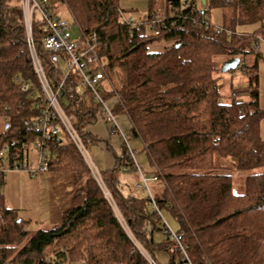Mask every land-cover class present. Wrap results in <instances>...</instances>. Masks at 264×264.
<instances>
[{
	"label": "trees",
	"instance_id": "1",
	"mask_svg": "<svg viewBox=\"0 0 264 264\" xmlns=\"http://www.w3.org/2000/svg\"><path fill=\"white\" fill-rule=\"evenodd\" d=\"M59 1L81 32L97 35L106 69L117 76L114 87L120 100L113 113L127 116L131 127L126 138L142 142L160 183L158 191L138 197L123 194L112 175L104 178L136 242L157 264L155 248L170 254L166 264H184L181 250L171 248L164 211L175 222L171 229L193 264H264V139L259 130L264 110L258 102L257 30L246 33L240 28L263 26L264 0H206L209 15L213 9L220 11V29L181 23L175 12H185L186 5L180 0H164L163 6L148 0L146 14L162 9L167 21H176L167 22L158 36L146 34L144 23L122 22L118 0ZM33 35L53 83L60 69L42 46L39 19ZM161 39L169 44L160 51L148 50ZM250 55L254 60L248 63ZM233 57L240 59L247 84L231 87V101L224 103L216 74ZM75 78L71 74L66 80L62 106L89 147L99 138L85 127L95 122L100 105L88 90L79 92ZM240 94L247 99L238 98ZM111 96V90L103 92L105 99ZM39 99L19 0H0V147L11 141L22 147L35 139ZM46 154L51 160L47 172L72 173L71 203L59 222L29 231L0 200V264H149L64 133L46 143ZM115 160V170L139 169L125 145ZM222 169L226 172L219 173ZM231 170L245 171L240 193L233 191Z\"/></svg>",
	"mask_w": 264,
	"mask_h": 264
},
{
	"label": "built area",
	"instance_id": "2",
	"mask_svg": "<svg viewBox=\"0 0 264 264\" xmlns=\"http://www.w3.org/2000/svg\"><path fill=\"white\" fill-rule=\"evenodd\" d=\"M49 0H19L22 12V24L24 29L25 43L28 53L39 81L41 109L38 117L33 121L36 129L35 139L29 144L19 147L14 141L3 144L0 147V188L6 174L11 172L25 173L30 177L44 174L48 170L51 161L47 158L46 143L53 141L61 133H64L68 140L75 146L83 161L90 170L92 177L99 185L104 197L113 208L118 220L126 227L111 194L101 178L95 164L93 163L87 147L83 143L77 128L73 125L70 117L62 106L63 89L66 80L74 74L78 84L90 92L94 102L100 105V118L104 122L106 131L110 135L119 137L125 145L128 154L133 158V150L130 148L125 132L117 124L116 115L113 113L114 104L120 98L114 85L111 82L109 73L106 69L104 58L98 52V39L95 33L85 34L80 31L79 37L72 38L70 34V23L65 18L55 15L48 5ZM185 12H175L176 19L181 23L187 21L192 25L220 26L212 23L206 0H195L191 4L186 0ZM174 12V11H173ZM171 14V13H169ZM165 10L158 9L151 14H144L140 21H134L120 13V20L128 25L144 23L152 35H160L163 28L175 24V20H169ZM35 19H39L42 24V46L50 52V63L60 69V73L55 82H50L48 74L39 60L38 50L33 35ZM230 33L229 31H226ZM257 38V37H256ZM256 41V40H255ZM256 43H254V47ZM111 90L112 96L109 99L103 97L104 91ZM5 121V120H4ZM139 171V169H138ZM158 181L156 175L146 177L140 173L139 188L150 191L149 182ZM150 194V192H149ZM151 197V196H150ZM154 205L153 200L151 199ZM165 223V221H164ZM166 224V223H165ZM170 238L173 240L171 248L181 250L185 259L184 264H193L185 248L180 243L177 234L166 224ZM135 242L140 253L145 257L149 264H157L147 252L131 237Z\"/></svg>",
	"mask_w": 264,
	"mask_h": 264
},
{
	"label": "rangeland",
	"instance_id": "3",
	"mask_svg": "<svg viewBox=\"0 0 264 264\" xmlns=\"http://www.w3.org/2000/svg\"><path fill=\"white\" fill-rule=\"evenodd\" d=\"M181 4H184L185 0H180ZM158 4L159 6L164 5V0H155L154 4ZM119 7L121 8V13L127 18H131L134 21H140L141 17L145 14L147 11V0H118ZM48 5L50 6L51 11L58 15L61 18H65L70 23V34L72 38L79 37L80 30L77 23L73 21V18L65 5L61 3L59 0H49ZM210 19L212 23L214 24H220L221 22V15L220 11L218 9H213L210 11ZM264 33V28L262 29ZM145 33L150 34L151 30L145 26ZM166 42L162 40H155L151 42L148 45V50L158 51L164 48L166 46ZM259 72V70H258ZM218 76L219 80V92L221 94L220 101L224 103H229L231 101V87H237L240 84L241 80H244L247 77V73L242 68L241 65H238L236 68L225 71V72H218L216 74ZM111 82L114 86L117 85V76L115 72L109 73ZM240 82V83H239ZM246 84V83H245ZM244 84V85H245ZM78 90L80 93H83V88L81 85H78ZM241 99H247L246 94H240L237 96ZM4 128V122L3 118L0 117V131ZM128 143L130 145V148L134 150V156L133 159L138 165L139 168H143V166L140 164V156L143 155L144 150L142 149L141 143H138V141L135 140V138L128 137ZM87 151L93 161L92 157V149L91 147H87ZM94 163V161H93ZM95 164V163H94ZM96 166V164H95ZM96 169L99 171L98 167L96 166ZM219 173L226 172V170H218ZM100 173V172H99ZM232 175V188L235 193H240L244 189L243 185V177L245 175V171H237V170H231L229 171ZM101 174V173H100ZM149 174L145 172L146 177ZM6 180L7 183L6 186L4 185L0 189V197L3 199V204L6 206H9L11 208H14L17 212V218L21 220L22 226L29 231H32L36 229L38 222L42 219L40 209L38 206H40V202L42 201L43 196H41V200L39 201V190L37 189L38 178L30 177L25 173H17V172H11L6 174ZM128 185H124V192L125 193H131L132 195L138 196V197H147L148 192L146 189H134L133 186H131V183H127ZM126 186V187H125ZM131 186V188L129 187ZM150 187V182H149ZM160 189L157 188V191ZM151 193L154 191L151 190ZM163 219L166 221V224L168 226L170 225L171 228L173 227V222L170 220V218L167 216L164 211H162ZM42 224V223H41ZM125 231L129 234L130 238L132 237V234L129 232L128 228L124 226ZM24 243V242H22ZM21 243V244H22ZM18 247V246H17ZM155 258L158 261L159 264H166L169 261L170 254L163 250L162 248H155Z\"/></svg>",
	"mask_w": 264,
	"mask_h": 264
},
{
	"label": "crops",
	"instance_id": "4",
	"mask_svg": "<svg viewBox=\"0 0 264 264\" xmlns=\"http://www.w3.org/2000/svg\"><path fill=\"white\" fill-rule=\"evenodd\" d=\"M147 8H148V0H147ZM143 16L141 17V19L143 18ZM240 28L242 31H245L246 33H252L254 30H257L256 33L254 34L255 36L254 38L256 40L254 41V43H256L254 50L255 53H258L256 55L257 56L256 70L258 73V87H259L258 102H259V107L264 110V33L262 30L264 28V24L262 27H260L259 23H255V24L240 26ZM165 42L166 44H169L168 41ZM252 57L253 55H250L249 58L246 57V60L248 59V63H251V60H254V57L253 58ZM240 82L239 83L242 85L239 86H244L245 83L247 84V77L244 80H241ZM116 121L122 131H124L125 133L128 132V130L131 127V124L125 114L116 115ZM259 130H260L261 138L264 139V116L260 120ZM85 131L99 138V142H97L96 144H92L90 147L92 149L91 152L93 153L92 154L93 161L99 169L98 172L101 173V174L99 173L101 178L104 181V178L107 176L110 177V175H112L113 177H115L118 181L119 187L123 194H131L129 192L128 193L124 192L125 191L124 185L125 184L128 185L127 183L129 182L131 183V186H133L134 189L136 190L141 189L138 186V184H140V173L143 174L144 176H145V172L149 174L148 176L155 175L149 166L145 152L143 153L142 156H140L141 161H138L143 166V168H139L137 165L139 171L129 170L126 169L125 167H122V170L120 171L115 170V162H116L115 158L123 153L124 145L119 137L115 135H110L106 131L104 122L100 118V114H97L95 122L86 125ZM135 140L138 141V143H141L143 149L142 142L137 138H135ZM133 156H134V150H133ZM34 178H38V183L36 184L40 194L39 201L41 200V196H43L42 201L40 202V206H38V208L40 209V213L42 214L41 215L42 219L38 222L39 224L36 227L37 229L38 228L44 229L51 226L54 223L59 222L61 219V212L70 205L72 198V191H73V183H72L73 175L70 172L62 173L59 171H48L44 174H39ZM6 180L8 179L6 178L4 179L1 188L4 185L6 186L5 184L7 183ZM131 186L129 187L131 188ZM150 187L152 191L156 192L157 188L160 187V183L158 181H150ZM0 200L3 207L8 209H13L16 212L14 208H11L3 204L2 197H0ZM167 216L170 218L168 214ZM170 220L173 222V227L175 228L176 227L175 222L171 218ZM168 227L171 229L170 226Z\"/></svg>",
	"mask_w": 264,
	"mask_h": 264
},
{
	"label": "water",
	"instance_id": "5",
	"mask_svg": "<svg viewBox=\"0 0 264 264\" xmlns=\"http://www.w3.org/2000/svg\"><path fill=\"white\" fill-rule=\"evenodd\" d=\"M186 1H184L185 3ZM240 59L238 57H233L229 60H226L222 63L220 68L221 72L230 71L236 68L239 65Z\"/></svg>",
	"mask_w": 264,
	"mask_h": 264
}]
</instances>
